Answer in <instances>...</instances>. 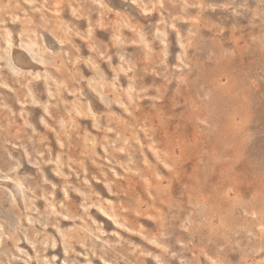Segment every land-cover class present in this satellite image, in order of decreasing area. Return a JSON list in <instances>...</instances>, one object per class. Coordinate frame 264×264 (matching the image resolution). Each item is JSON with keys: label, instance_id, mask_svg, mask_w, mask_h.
<instances>
[{"label": "rangeland", "instance_id": "374dc122", "mask_svg": "<svg viewBox=\"0 0 264 264\" xmlns=\"http://www.w3.org/2000/svg\"><path fill=\"white\" fill-rule=\"evenodd\" d=\"M0 264H264V0H0Z\"/></svg>", "mask_w": 264, "mask_h": 264}, {"label": "bare ground", "instance_id": "6f19581e", "mask_svg": "<svg viewBox=\"0 0 264 264\" xmlns=\"http://www.w3.org/2000/svg\"><path fill=\"white\" fill-rule=\"evenodd\" d=\"M2 34V33H1ZM86 54V53H85ZM133 81V80H132ZM218 100V99H217ZM262 109V108H261ZM123 122V121H122ZM223 128V127H222ZM216 131V130H215ZM151 149V148H150ZM49 263V262H48ZM224 263V262H223Z\"/></svg>", "mask_w": 264, "mask_h": 264}]
</instances>
